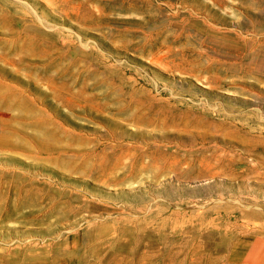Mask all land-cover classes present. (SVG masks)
Masks as SVG:
<instances>
[{
    "label": "rangeland",
    "instance_id": "rangeland-1",
    "mask_svg": "<svg viewBox=\"0 0 264 264\" xmlns=\"http://www.w3.org/2000/svg\"><path fill=\"white\" fill-rule=\"evenodd\" d=\"M0 264H264V0H0Z\"/></svg>",
    "mask_w": 264,
    "mask_h": 264
},
{
    "label": "bare ground",
    "instance_id": "bare-ground-1",
    "mask_svg": "<svg viewBox=\"0 0 264 264\" xmlns=\"http://www.w3.org/2000/svg\"><path fill=\"white\" fill-rule=\"evenodd\" d=\"M56 1V0H55Z\"/></svg>",
    "mask_w": 264,
    "mask_h": 264
}]
</instances>
